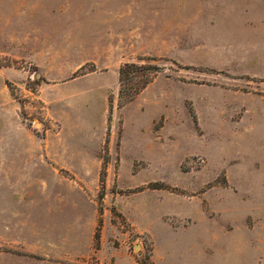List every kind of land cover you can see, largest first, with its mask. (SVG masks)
<instances>
[{
  "label": "rangeland",
  "instance_id": "obj_1",
  "mask_svg": "<svg viewBox=\"0 0 264 264\" xmlns=\"http://www.w3.org/2000/svg\"><path fill=\"white\" fill-rule=\"evenodd\" d=\"M156 250L264 264V0H0V264Z\"/></svg>",
  "mask_w": 264,
  "mask_h": 264
},
{
  "label": "trees",
  "instance_id": "obj_2",
  "mask_svg": "<svg viewBox=\"0 0 264 264\" xmlns=\"http://www.w3.org/2000/svg\"><path fill=\"white\" fill-rule=\"evenodd\" d=\"M156 68L154 64L126 63L119 69V103L131 102L149 83L150 74ZM139 264H143L139 261ZM150 264H155L152 260Z\"/></svg>",
  "mask_w": 264,
  "mask_h": 264
},
{
  "label": "crops",
  "instance_id": "obj_3",
  "mask_svg": "<svg viewBox=\"0 0 264 264\" xmlns=\"http://www.w3.org/2000/svg\"><path fill=\"white\" fill-rule=\"evenodd\" d=\"M232 243H233V246L230 248L231 250H234L235 249V251L237 250V247H238V242H236V241H232ZM226 248H229V247H226ZM226 253H228L229 254V251L228 252H226ZM200 254H202L201 252L199 253V255ZM156 262H155V264H160L159 262H160V260H161V256L159 255L158 256V253H157V250H156ZM200 258L202 257V255H200L199 256ZM132 263V262H131ZM116 264H122L121 262H119L118 260L116 261ZM137 264H139V262H137Z\"/></svg>",
  "mask_w": 264,
  "mask_h": 264
},
{
  "label": "water",
  "instance_id": "obj_4",
  "mask_svg": "<svg viewBox=\"0 0 264 264\" xmlns=\"http://www.w3.org/2000/svg\"><path fill=\"white\" fill-rule=\"evenodd\" d=\"M136 247H138V246H136Z\"/></svg>",
  "mask_w": 264,
  "mask_h": 264
}]
</instances>
